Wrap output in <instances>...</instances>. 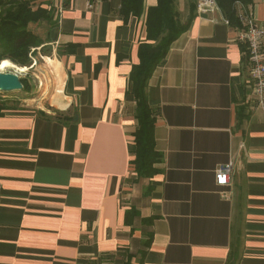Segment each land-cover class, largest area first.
<instances>
[{"label": "crops", "instance_id": "obj_1", "mask_svg": "<svg viewBox=\"0 0 264 264\" xmlns=\"http://www.w3.org/2000/svg\"><path fill=\"white\" fill-rule=\"evenodd\" d=\"M120 3L52 0L46 42L14 65L38 64L50 98L0 92V264H264V112L239 28L192 0L146 86L157 156L139 172L129 74L156 0L127 21ZM249 10L264 28V0Z\"/></svg>", "mask_w": 264, "mask_h": 264}, {"label": "trees", "instance_id": "obj_2", "mask_svg": "<svg viewBox=\"0 0 264 264\" xmlns=\"http://www.w3.org/2000/svg\"><path fill=\"white\" fill-rule=\"evenodd\" d=\"M216 1L228 22L234 26L239 25L236 3L244 8L252 4V0ZM176 3L177 0H156L155 5L146 9V37L138 44L139 61L132 65L129 74L131 92L136 99L135 116L138 121L134 132L135 158L132 163L139 172L149 170L157 156L153 136L155 119L146 98L148 80L167 55L172 42L187 30L193 17L191 3V13L182 22ZM118 12L124 21L131 17L139 18L144 12V0H121ZM55 14L52 0H0V64L11 62L21 69L29 66L36 48L46 42L30 29V25L41 22L55 24ZM20 80L21 90L29 93L30 84L25 78ZM8 105L9 100L0 97V116Z\"/></svg>", "mask_w": 264, "mask_h": 264}, {"label": "built area", "instance_id": "obj_3", "mask_svg": "<svg viewBox=\"0 0 264 264\" xmlns=\"http://www.w3.org/2000/svg\"><path fill=\"white\" fill-rule=\"evenodd\" d=\"M88 3L90 0H86ZM240 8L237 13L240 30V39L246 45V56L248 60V71L251 82L250 100L264 112V28L258 25L253 18L249 7L244 8L240 3H236ZM198 10L219 9L216 0H196ZM225 22L228 19L225 18ZM232 169L231 162L220 164L215 168L214 178L218 186H226L229 182V175ZM223 196L226 193L223 192Z\"/></svg>", "mask_w": 264, "mask_h": 264}, {"label": "rangeland", "instance_id": "obj_4", "mask_svg": "<svg viewBox=\"0 0 264 264\" xmlns=\"http://www.w3.org/2000/svg\"><path fill=\"white\" fill-rule=\"evenodd\" d=\"M192 0H177V3H176V8L177 10L179 11V15H181L183 12V7H187L188 6V3H191ZM47 25L46 23H39V24H31L30 25V29L32 31H35L37 32L39 35H45V32H46V29H47ZM42 62V60L40 59V63ZM11 63V62H10ZM39 63V62H37ZM17 66V65H16ZM0 71L1 72H17V74H19L20 77H25L27 76L28 79L26 78V80H28V84H31V87L33 86V90L31 94H29L30 97H40V96H43L44 98H47L49 99L50 98V95L52 94V92L50 91V89L52 88V81L51 83H49L48 80H45V78L43 79L39 73V71H41V68L38 66V64H36L32 70H30L29 72L30 73L28 75H24L23 72L20 73L19 70L16 69V67H14V64L12 65L5 62L3 64H0ZM43 73V72H42ZM33 74V75H32ZM42 79V80H41ZM39 81V82H38ZM45 81V83H44ZM8 96L10 94H20V92H8L7 93ZM22 94L18 95V96H21Z\"/></svg>", "mask_w": 264, "mask_h": 264}, {"label": "water", "instance_id": "obj_5", "mask_svg": "<svg viewBox=\"0 0 264 264\" xmlns=\"http://www.w3.org/2000/svg\"><path fill=\"white\" fill-rule=\"evenodd\" d=\"M21 89V80L17 74L0 71V92L19 91Z\"/></svg>", "mask_w": 264, "mask_h": 264}, {"label": "bare ground", "instance_id": "obj_6", "mask_svg": "<svg viewBox=\"0 0 264 264\" xmlns=\"http://www.w3.org/2000/svg\"><path fill=\"white\" fill-rule=\"evenodd\" d=\"M7 63H9V62H7ZM10 64V63H9Z\"/></svg>", "mask_w": 264, "mask_h": 264}]
</instances>
